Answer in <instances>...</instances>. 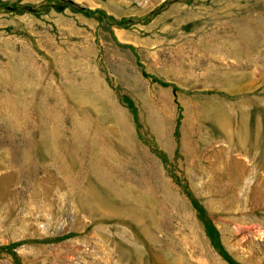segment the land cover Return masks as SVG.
Here are the masks:
<instances>
[{"label": "rangeland", "instance_id": "rangeland-1", "mask_svg": "<svg viewBox=\"0 0 264 264\" xmlns=\"http://www.w3.org/2000/svg\"><path fill=\"white\" fill-rule=\"evenodd\" d=\"M48 1L0 0V264H264V0Z\"/></svg>", "mask_w": 264, "mask_h": 264}, {"label": "trees", "instance_id": "trees-1", "mask_svg": "<svg viewBox=\"0 0 264 264\" xmlns=\"http://www.w3.org/2000/svg\"><path fill=\"white\" fill-rule=\"evenodd\" d=\"M48 2H53V0H50V1H48ZM62 2V0L61 1H57V2H55V3H61ZM125 20L126 19H124L122 22H119L120 24H123L124 22H125ZM130 21L131 20H133V19H129Z\"/></svg>", "mask_w": 264, "mask_h": 264}]
</instances>
